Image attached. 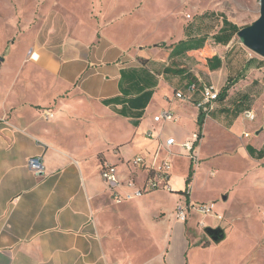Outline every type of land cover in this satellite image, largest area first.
<instances>
[{
	"label": "crops",
	"instance_id": "1",
	"mask_svg": "<svg viewBox=\"0 0 264 264\" xmlns=\"http://www.w3.org/2000/svg\"><path fill=\"white\" fill-rule=\"evenodd\" d=\"M144 48L139 46L138 51L123 55L126 48H120L109 34L96 41L68 35L49 48L50 63L31 65L46 72L47 78L0 76V264H190L187 255L192 245L186 221L176 219L175 211L185 197L181 191L186 189L191 163L179 187L172 191L158 189L122 203L115 201L100 175L101 159L118 169V164L110 161L111 150L116 161L122 159L127 169L124 177L118 171L121 181L130 177L144 179L146 172L132 162L143 153L128 158L121 150L147 124L154 128L152 113L171 110L177 128L175 133L166 131V125L157 128L155 135L159 138L153 141L154 147L166 139L165 135L184 142L199 130L195 102L201 99L206 82L195 70H187L179 77L171 75L169 69L175 68L170 66L172 48L159 47L160 56L154 59L141 53ZM1 61L0 68L6 59ZM248 61L236 74L243 71L245 78L229 89L224 100L214 104L216 113L234 115L236 105L245 99L253 110L258 97L243 92L241 83L248 71L261 69L263 61L255 60L245 70ZM150 65L155 67L154 73L149 71ZM194 76L198 83L191 100L175 99V91H185ZM231 77L219 85V91ZM37 87H45L46 94L32 97L29 92ZM148 91L152 95L146 98ZM160 101L162 104L156 108ZM46 112L53 115L47 118ZM188 115L193 116L190 131L186 128ZM241 115L243 112L230 132L248 154L247 146L255 150V157L249 154L252 158L264 160V156L258 158L264 148V130L246 138L242 136L244 128L238 135L235 127ZM209 119L210 114L203 125L201 143ZM213 120L221 124L218 118ZM33 155L44 158L45 170L41 174L27 165ZM90 163L94 164L92 171ZM135 188L122 183L117 190L125 196ZM162 192L166 196L173 194L172 207L155 205ZM191 201L197 202L192 195ZM195 215L199 214L193 212L187 221H193ZM152 248L157 249L156 254H152Z\"/></svg>",
	"mask_w": 264,
	"mask_h": 264
},
{
	"label": "rangeland",
	"instance_id": "2",
	"mask_svg": "<svg viewBox=\"0 0 264 264\" xmlns=\"http://www.w3.org/2000/svg\"><path fill=\"white\" fill-rule=\"evenodd\" d=\"M223 16L239 27L249 26L260 16V0H0V57L6 59L0 68V76L43 75L47 78L46 72L33 69L31 65L41 61L50 63L49 48L63 42L68 35L96 41L103 38V34H109L120 48H126L123 55L143 46L141 53L153 59L160 56L159 47L169 49L192 35L208 36V43L200 51L190 50L171 57L170 66L177 69L184 66L183 69L190 73L195 70L202 81L218 89L229 76H236L247 59L253 57L263 61L262 68L248 71V77L241 83L243 92L255 99L258 97L253 108L256 118L249 121L241 115L236 121L237 134L245 128L251 138L264 130V58L245 47L237 34L229 44L214 40L212 35L222 26ZM35 52L40 54L39 62L32 58ZM213 55L222 59V66L214 72L206 62ZM148 69L155 72L153 65ZM170 74L180 76L175 72ZM163 92L168 91L163 89ZM29 94L41 97L46 94V89L37 87ZM162 102H158L156 108ZM209 114L205 139L202 143L199 141L200 151L196 150L195 157L181 155L179 145L173 146L172 152L161 154V158L172 160V188L181 185L189 163H193L195 173L187 188L191 193L186 196L191 200L192 195L197 202H213L216 211L224 214L222 221L211 215H195L193 221H186V234L192 245L187 255L189 262L264 264V160L252 158L230 132L236 116L215 111ZM155 115H151L154 128L147 124L145 130L137 132L136 138L121 150L124 156L131 158L138 152L146 153L147 149L151 152L155 139L147 138L146 132L150 129L155 135L157 128L166 125V131L177 132L175 121L154 122ZM192 118L191 115L186 118L189 131L193 129ZM215 118L221 124L214 122ZM114 153L108 152L110 161L118 164L119 174L124 177L127 169L122 159L116 161ZM105 162L106 159H101V164ZM93 166L90 163L89 170H94ZM141 180L139 177L137 183ZM162 195L155 205L165 209L172 207L173 194L166 196L162 192ZM205 222L218 223L217 227L225 232V239L215 243L202 226ZM151 252L156 254L157 249L152 248Z\"/></svg>",
	"mask_w": 264,
	"mask_h": 264
},
{
	"label": "built area",
	"instance_id": "3",
	"mask_svg": "<svg viewBox=\"0 0 264 264\" xmlns=\"http://www.w3.org/2000/svg\"><path fill=\"white\" fill-rule=\"evenodd\" d=\"M196 90L197 84H190L186 91L176 90L174 96L184 101H190ZM218 99L219 90L215 86L205 83L202 86L201 99L197 100L195 104L199 110L209 115V113L213 111L214 104L218 101ZM52 115V112L45 113L47 118ZM243 118L249 121L254 120L256 118L255 111L252 109L244 111ZM154 120L156 122L166 120L176 121V116L171 110L167 109L156 115ZM146 136L149 140H157L159 138V136L154 135V132L151 129L146 132ZM242 136L247 138L250 136V133L243 132ZM201 139L202 138L199 137L198 132H194L191 138L184 142H178L175 136L170 135L166 137L165 140L158 141L151 152L148 150L147 153L136 155L132 161L133 164L135 166H139L146 172V176L140 184L137 183L134 177H130L126 181H121L118 176L117 165L110 162L102 164L100 168V175L112 191L113 197L117 203H122L134 196H141L158 189L172 191L173 189L169 181L172 160L170 157L161 158L162 152H172L171 148L175 145H179L181 150L180 154H185V156L192 158L196 156L197 146ZM150 153H152V155ZM27 165L29 169L36 174H41L45 170V162L42 155L30 156L27 160ZM122 183L136 188L132 193H128L124 196L117 190L118 185ZM189 193H191L190 189L185 193V197L177 203L175 211L176 219L185 222L189 219L193 212L203 216L211 215L217 221H222L224 219V215L216 211L215 204L213 202H192L190 199H187L188 197L186 195ZM202 226L217 227L218 225H208L203 223Z\"/></svg>",
	"mask_w": 264,
	"mask_h": 264
},
{
	"label": "trees",
	"instance_id": "4",
	"mask_svg": "<svg viewBox=\"0 0 264 264\" xmlns=\"http://www.w3.org/2000/svg\"><path fill=\"white\" fill-rule=\"evenodd\" d=\"M207 14V13H205ZM243 27H239L237 24L231 22L226 16L222 17V26L220 27V29L214 33L212 35V37L214 38L215 41L219 42V43H223V44H229L232 39L234 38V36L239 32V30H241ZM208 39V36H191L188 37L186 39H182L181 41H179L178 43L174 44L170 53V57H175V56H179V55H184L185 53H187L190 50H196V49H200L202 47H204L206 41ZM255 58H250L249 61L247 62V67L245 68V70H248L250 67V64L255 61ZM208 65L209 68L211 70H216L218 68H220L222 66V59L221 57H219L218 55H213L212 57H210L208 59ZM186 70H184L183 68L177 69V68H170L169 72H175L178 74H182L183 72H185ZM245 72H241L239 73L236 77H231L229 78V82L219 91V99L218 100H224L228 94H229V89L239 80L245 78ZM198 80L197 78H195V76L192 78V81L189 82L188 84H197ZM188 85V86H189ZM152 95V92L148 91L146 92V98H149ZM246 102H249L248 100H243L240 101L237 105H236V110L234 113V116H236V118L238 117L239 113H242L246 110H250V104ZM207 117V114L204 113L203 111L199 110V114H198V126H199V130H198V134L199 137L202 138L203 134V125L205 123V119ZM248 152L251 156L255 157V150L253 148H251L250 146H247ZM264 156V148L259 152V157L258 158H262ZM193 163L190 164V168H189V173L188 176L186 177L185 183H186V189L181 192L186 193L187 192V188H189L192 180H193V176L195 173L194 167H193ZM189 199V198H187Z\"/></svg>",
	"mask_w": 264,
	"mask_h": 264
},
{
	"label": "water",
	"instance_id": "5",
	"mask_svg": "<svg viewBox=\"0 0 264 264\" xmlns=\"http://www.w3.org/2000/svg\"><path fill=\"white\" fill-rule=\"evenodd\" d=\"M237 35L245 47L264 58V0H260L259 18L253 24L239 30ZM0 60L3 58L0 57ZM205 232L215 243L225 239V232L221 227L206 226Z\"/></svg>",
	"mask_w": 264,
	"mask_h": 264
},
{
	"label": "bare ground",
	"instance_id": "6",
	"mask_svg": "<svg viewBox=\"0 0 264 264\" xmlns=\"http://www.w3.org/2000/svg\"><path fill=\"white\" fill-rule=\"evenodd\" d=\"M33 59L38 60L40 58V55L38 53H33Z\"/></svg>",
	"mask_w": 264,
	"mask_h": 264
}]
</instances>
